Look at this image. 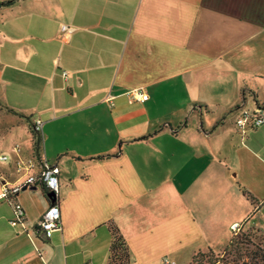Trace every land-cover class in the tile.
I'll return each mask as SVG.
<instances>
[{"label":"crops","instance_id":"0c3cea01","mask_svg":"<svg viewBox=\"0 0 264 264\" xmlns=\"http://www.w3.org/2000/svg\"><path fill=\"white\" fill-rule=\"evenodd\" d=\"M263 97L264 0H0V196L45 160L61 214L37 233L41 186L0 197V264H109V222L129 264L221 254L235 224L264 234V124H234Z\"/></svg>","mask_w":264,"mask_h":264},{"label":"built area","instance_id":"2783aa9c","mask_svg":"<svg viewBox=\"0 0 264 264\" xmlns=\"http://www.w3.org/2000/svg\"><path fill=\"white\" fill-rule=\"evenodd\" d=\"M62 34H71L74 32V28L68 25H62L60 28ZM63 78L67 77L66 72L61 73ZM137 96V100L143 102L147 99V95H142L139 92H134ZM236 128L241 134L246 133L248 130H254L264 124V111L261 108L254 110L253 112L243 111L234 122ZM32 129L35 134L40 135L42 129V122L36 120L32 124ZM0 160H6V157H1ZM37 166V171L33 168ZM24 171V181L20 184L11 186L6 182H2L1 186V198L10 200L18 195L20 191L32 186L44 187L45 191L52 192L57 197L59 192V168L55 165L47 163L45 160L38 163L33 160H28L26 163H17V172ZM11 208L13 211V219L11 225H21L23 227L24 210L17 202H11ZM233 232L239 230L237 224L232 226ZM61 231V214L59 205L53 202L46 211L42 214L41 218L36 224L35 232H54Z\"/></svg>","mask_w":264,"mask_h":264},{"label":"trees","instance_id":"16d2710c","mask_svg":"<svg viewBox=\"0 0 264 264\" xmlns=\"http://www.w3.org/2000/svg\"><path fill=\"white\" fill-rule=\"evenodd\" d=\"M9 4L10 3L7 2L1 5ZM259 107L261 108V106ZM8 111L13 112L12 110ZM20 117L25 118L22 115H20ZM32 133L34 135V153L38 155L41 137L33 131ZM103 158L102 156L97 157V159ZM42 188L45 191L44 187ZM240 190L246 199L255 203V200L247 191L243 188H240ZM107 227L111 235L108 258L109 264H129L130 257L128 248L118 228L111 222L107 223ZM254 240H256L254 237V230L250 229L248 232L238 230L237 232H233L227 247L221 254H214L211 250H207L203 253L198 252L193 256L192 264H203L204 261L206 264H264V237L258 239L257 242Z\"/></svg>","mask_w":264,"mask_h":264},{"label":"rangeland","instance_id":"374dc122","mask_svg":"<svg viewBox=\"0 0 264 264\" xmlns=\"http://www.w3.org/2000/svg\"><path fill=\"white\" fill-rule=\"evenodd\" d=\"M263 98H264V97H263ZM263 108H264V107H263ZM7 120H8V119H6L5 116L2 115V114L0 113V133L5 134V133L9 130V125H8ZM2 124H4V126H3ZM248 230H250V229L245 228V229H243V230H241V231H247V232H248ZM254 237L256 238V240H254V241L257 242L258 239L264 237V234H263V233H259V232H255V231H254ZM203 264H206V262L204 261Z\"/></svg>","mask_w":264,"mask_h":264},{"label":"water","instance_id":"95a60500","mask_svg":"<svg viewBox=\"0 0 264 264\" xmlns=\"http://www.w3.org/2000/svg\"><path fill=\"white\" fill-rule=\"evenodd\" d=\"M47 197L49 198V200H50L52 203L55 202L56 197H55V195H54L52 192H48V193H47Z\"/></svg>","mask_w":264,"mask_h":264}]
</instances>
